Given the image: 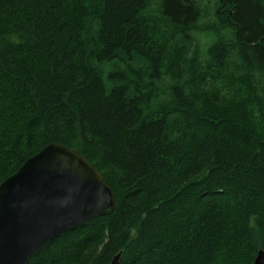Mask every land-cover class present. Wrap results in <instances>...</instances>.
Wrapping results in <instances>:
<instances>
[{
  "label": "trees",
  "instance_id": "16d2710c",
  "mask_svg": "<svg viewBox=\"0 0 264 264\" xmlns=\"http://www.w3.org/2000/svg\"><path fill=\"white\" fill-rule=\"evenodd\" d=\"M50 143L115 206L28 264H254L264 0H0V183Z\"/></svg>",
  "mask_w": 264,
  "mask_h": 264
},
{
  "label": "water",
  "instance_id": "95a60500",
  "mask_svg": "<svg viewBox=\"0 0 264 264\" xmlns=\"http://www.w3.org/2000/svg\"><path fill=\"white\" fill-rule=\"evenodd\" d=\"M114 206L107 181L81 154L46 145L0 186V264H28L54 237ZM119 259L120 253L109 264ZM254 264H264L263 250Z\"/></svg>",
  "mask_w": 264,
  "mask_h": 264
},
{
  "label": "bare ground",
  "instance_id": "6f19581e",
  "mask_svg": "<svg viewBox=\"0 0 264 264\" xmlns=\"http://www.w3.org/2000/svg\"><path fill=\"white\" fill-rule=\"evenodd\" d=\"M50 144H52V143H50ZM54 144H57V143H54ZM63 146H65V145H63ZM65 147H68V146H65ZM68 148H71V147H68ZM42 149H43V148H42ZM42 149H41V150H42ZM41 150H40V151H41ZM37 153H38V152H37ZM37 153H36V154H37ZM33 156H34V155H33ZM31 157H32V156H31ZM28 159H29V158H28ZM25 162H26V161H25ZM25 162H24V163H25ZM88 162H89V161H88ZM24 163H23V164H24ZM89 163H90V162H89ZM23 164H22V165H23ZM90 164H91V163H90ZM91 165H92V164H91ZM92 166H93V165H92ZM93 167H94V166H93ZM97 170H98V169H97ZM98 171H99V170H98ZM12 175H13V174H12ZM101 175H102V174H101ZM10 176H11V175H10ZM10 176H8V177H10ZM102 176H103V175H102ZM8 177H7V178H8ZM7 178H6V179H7ZM103 178H104V177H103ZM6 179H4V180L0 183V186L3 184V182H4ZM104 179H105V178H104ZM109 187H110V186H109ZM112 192H113V191H112ZM113 195H114V194H113ZM114 199H115V198H114ZM85 223H86V222H85ZM60 234H62V233H60ZM60 234H59V235H60ZM59 235H58V236H59ZM56 237H57V236H56ZM56 237H54V238H56ZM54 238H53V239H54ZM53 239H52V240H53ZM50 241H51V240H50ZM50 241H49V242H50ZM49 242H48V243H49ZM48 243H47V244H48ZM47 244H46V245H47ZM46 245H45V246H46ZM42 248H43V247H42ZM42 248H41V249H42ZM259 250H263V249H259ZM259 250H258V251H259ZM263 251H264V250H263ZM36 253H37V252H36ZM36 253H35V254H36ZM117 254H118V253H117ZM117 254H116V255H117ZM120 255H121V253H120ZM114 256H115V255H114ZM114 256H113V257H114ZM255 257H256V256H255ZM30 258H31V257H30ZM29 260H30V259H29ZM119 260H120V259H119Z\"/></svg>",
  "mask_w": 264,
  "mask_h": 264
}]
</instances>
